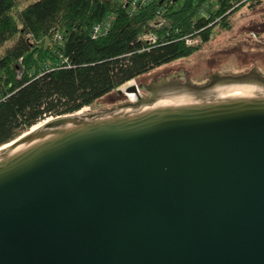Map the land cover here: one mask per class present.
I'll use <instances>...</instances> for the list:
<instances>
[{
	"label": "water",
	"instance_id": "obj_1",
	"mask_svg": "<svg viewBox=\"0 0 264 264\" xmlns=\"http://www.w3.org/2000/svg\"><path fill=\"white\" fill-rule=\"evenodd\" d=\"M252 61L202 85L161 72L118 88L135 100L50 116L0 150V264H264Z\"/></svg>",
	"mask_w": 264,
	"mask_h": 264
},
{
	"label": "trees",
	"instance_id": "obj_2",
	"mask_svg": "<svg viewBox=\"0 0 264 264\" xmlns=\"http://www.w3.org/2000/svg\"><path fill=\"white\" fill-rule=\"evenodd\" d=\"M153 0L130 15L121 0H0V146L50 116L75 113L155 67L193 54L215 26L232 28V15L264 0ZM163 9L166 24L151 23ZM116 15L97 38L92 26ZM153 30L148 45L140 33ZM56 33L62 38L57 39ZM198 38V43H188Z\"/></svg>",
	"mask_w": 264,
	"mask_h": 264
},
{
	"label": "rangeland",
	"instance_id": "obj_3",
	"mask_svg": "<svg viewBox=\"0 0 264 264\" xmlns=\"http://www.w3.org/2000/svg\"><path fill=\"white\" fill-rule=\"evenodd\" d=\"M36 0H18L19 8ZM255 60L256 69L264 75V3L252 9L243 5L232 15V28L223 29L215 26L209 42L201 49L181 59L155 67L150 72L139 76L136 82L151 79L161 72L172 69L192 68L189 80L192 84L202 85L209 81L208 73L217 69V73L233 75L248 71ZM119 88H122L119 87ZM145 96V91H140ZM1 98V94H0ZM112 98V99H110ZM129 101L118 90L113 91L95 102L84 107L85 111L99 110L105 106ZM26 132V131H25ZM23 134V133H22Z\"/></svg>",
	"mask_w": 264,
	"mask_h": 264
},
{
	"label": "built area",
	"instance_id": "obj_4",
	"mask_svg": "<svg viewBox=\"0 0 264 264\" xmlns=\"http://www.w3.org/2000/svg\"><path fill=\"white\" fill-rule=\"evenodd\" d=\"M153 0H121V2L124 4V6L128 9V13L130 15L136 14L139 10L143 9V7L147 6V4L151 3ZM218 0H209L208 3L200 9V14L202 16H207V8L210 7L212 4H216ZM164 10L160 9L157 10L156 12V18L155 20L151 23V25L155 28H160L164 24H166V18L164 16ZM116 15L114 13L108 14L102 21L94 24L91 29V36L93 38H97L99 36H103L107 34L115 21ZM56 38L61 39L62 36L60 33H56ZM158 34L154 32L153 30L146 31L143 33H140L138 35V40L141 42H144L148 45L154 44L158 41ZM188 43L194 44L198 43L199 39L198 38H188L187 39ZM1 98H3L1 96Z\"/></svg>",
	"mask_w": 264,
	"mask_h": 264
},
{
	"label": "bare ground",
	"instance_id": "obj_5",
	"mask_svg": "<svg viewBox=\"0 0 264 264\" xmlns=\"http://www.w3.org/2000/svg\"><path fill=\"white\" fill-rule=\"evenodd\" d=\"M135 83H137L135 80H130L129 82H127V83H125V84L122 85V89L125 90V88H126L127 86H129V85H133V84H135ZM128 98H129V100H135V96H133V95L128 96ZM82 112H83L82 109L78 111V113H82ZM50 118H51V117L39 121V122L36 123L32 128H34V127H36V126H38V125H41V124L47 122L48 120H50ZM14 142H15V141L12 140V141H10V142H8V143H6V144L0 146V150H2L3 148H6L7 146L11 145V144L14 143Z\"/></svg>",
	"mask_w": 264,
	"mask_h": 264
},
{
	"label": "flooded vegetation",
	"instance_id": "obj_6",
	"mask_svg": "<svg viewBox=\"0 0 264 264\" xmlns=\"http://www.w3.org/2000/svg\"><path fill=\"white\" fill-rule=\"evenodd\" d=\"M155 80H156V79H155ZM148 95H149L148 93H147V94L145 93V97L148 96Z\"/></svg>",
	"mask_w": 264,
	"mask_h": 264
}]
</instances>
